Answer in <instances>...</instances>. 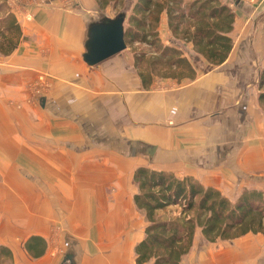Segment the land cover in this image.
I'll return each instance as SVG.
<instances>
[{"label":"crops","instance_id":"0c3cea01","mask_svg":"<svg viewBox=\"0 0 264 264\" xmlns=\"http://www.w3.org/2000/svg\"><path fill=\"white\" fill-rule=\"evenodd\" d=\"M250 1L258 5L243 7V24L236 17L220 66L175 38L163 13L161 42L197 75L147 87L131 52L84 62L90 24L114 18L96 0H26L12 10L22 41L0 55V247L14 264H136L146 229L134 204L139 167L193 177L230 199L264 193V0ZM49 187L60 188V238L48 210H35ZM33 237L46 243L38 258L26 248ZM183 264H264V236L208 243L199 231Z\"/></svg>","mask_w":264,"mask_h":264},{"label":"trees","instance_id":"16d2710c","mask_svg":"<svg viewBox=\"0 0 264 264\" xmlns=\"http://www.w3.org/2000/svg\"><path fill=\"white\" fill-rule=\"evenodd\" d=\"M121 0H96L100 8ZM3 8L0 5V13ZM167 14L175 38L191 43L196 55L210 65L226 63L234 48L231 33L236 14L221 0H137L125 25L127 46L141 44L150 51L135 53V65L147 87L154 77L194 80L193 65L175 46L160 40L161 16ZM22 41V29L14 14L0 18V55L12 54ZM260 103L264 105V69L258 82ZM138 192L134 204L147 222L145 237L136 248V264H183L200 231L205 242L217 243L253 234L264 236V193L243 191L231 200L214 188H206L193 177H178L139 167L134 173ZM179 207L175 216L168 211ZM26 248L35 258L46 252L40 237L31 238ZM0 264H14L12 253L0 247Z\"/></svg>","mask_w":264,"mask_h":264},{"label":"rangeland","instance_id":"374dc122","mask_svg":"<svg viewBox=\"0 0 264 264\" xmlns=\"http://www.w3.org/2000/svg\"><path fill=\"white\" fill-rule=\"evenodd\" d=\"M25 1L26 0H0V5L3 8L2 12L0 13V18H2L4 14L10 13V12L16 16L17 12H12V10H14L16 7H19L20 6L19 4L22 5ZM44 1L48 4L54 2V0H44ZM136 1L137 0H121L117 6H115L112 3L111 5L108 6V7H112L109 10L106 11L107 7L102 9L103 14L101 16L111 12V15L114 16L115 18L119 13L125 12L127 14V19H126L127 21L128 18L132 14V10H133V7ZM221 1L224 2L226 5L228 4L229 7L233 9V11L235 12L237 11L236 17H238V23L240 24H243V21L246 19L244 18L243 14L247 15L244 13L243 7L246 8V6L251 7L252 5L254 6L258 5V1H255L254 3H252L250 0H221ZM241 9L243 10V12H241L242 11ZM262 18L263 16L262 17L260 16L254 19L259 21V20H262ZM262 32L264 33V26H262L261 29L256 31V35H259ZM253 34H255V31L253 32ZM125 51L133 53L135 57V53L150 51V49L146 45H141V44L136 43V44L127 46V49ZM48 201H49L48 203L37 204V207L35 210L37 213L41 211L43 212V214L45 213L44 212L45 209L48 210V215H49L48 228H50V230L52 231V236H56V238H60L62 237V233L66 232V223L63 220H60V188L56 189V187H53V188L49 187ZM179 212H180V208L174 207L168 211L166 216L168 215L175 216L179 214ZM142 216L143 215L139 212V215L137 218V224L139 226V228L137 229H139V231H140V223L142 222ZM145 223H146L145 224V228H146L147 227L146 220H145ZM68 241L70 242L71 238H69ZM64 258H68L66 254H64Z\"/></svg>","mask_w":264,"mask_h":264},{"label":"water","instance_id":"95a60500","mask_svg":"<svg viewBox=\"0 0 264 264\" xmlns=\"http://www.w3.org/2000/svg\"><path fill=\"white\" fill-rule=\"evenodd\" d=\"M126 19L127 14L121 12L115 18H104L90 24L83 56L88 66L98 65L127 49Z\"/></svg>","mask_w":264,"mask_h":264}]
</instances>
